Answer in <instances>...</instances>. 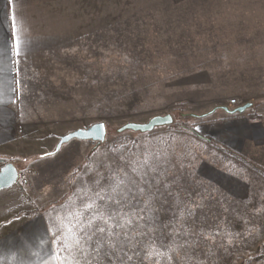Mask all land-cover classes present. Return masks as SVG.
<instances>
[{
	"label": "rangeland",
	"instance_id": "1",
	"mask_svg": "<svg viewBox=\"0 0 264 264\" xmlns=\"http://www.w3.org/2000/svg\"><path fill=\"white\" fill-rule=\"evenodd\" d=\"M170 1L109 0L108 29L78 41L76 55L70 53V58L66 55L69 59L66 65L70 68L64 65L61 69L48 70L72 81L68 130H62L63 126L58 132L56 126L43 124L40 118L30 115L34 109H31L32 102H27L28 126L21 133L22 145L10 150L9 155H0V168L6 161H12L21 173L18 183L0 189L5 192L0 200V215L45 210L55 247L61 249V264H105L104 260L100 262V257L108 260L110 256L118 264H144L145 261L157 264L160 256L156 258L155 246L142 244L153 239L147 235L148 227L153 228L157 223L144 219L147 216L144 217V211H134L138 207L129 209L132 218L121 212L115 215L114 219L120 221V233L106 234L104 240L116 247L113 253L93 254L88 246L84 250L86 254H82L81 246L97 238L91 231L97 223L92 220L93 212L82 213L88 206L86 203L80 204L73 196H67L81 184L85 185V180H95L101 170L117 163L122 150L105 144L93 150L92 141L72 139L58 152H51L61 135L95 121L118 126L129 121L146 122L153 115L166 113H174L179 125L172 129L158 126L149 131V136L130 132L124 137H135L138 140L134 144L140 147L157 137L164 136L166 140L174 134L180 160L191 158L192 150L196 153L194 158L205 159L199 163L198 170L210 183L198 188L195 203L183 210L179 223L193 226L196 213L205 218L198 221L202 226L198 236L204 226H215L218 232L213 237V243L217 244L214 250H220L214 256L220 257V263L264 264V146L245 149L247 152L243 153L261 169L238 163L235 174L220 169L214 174L212 165L218 151L183 128L187 125L201 129L215 117V111L220 109L213 110L217 104L237 107L230 103L233 98L238 106L252 102L244 112L261 114L264 124V53H257L256 49L246 52L245 38L232 36L255 28L252 26L259 23L257 19L260 22L264 19V0H239L237 3L241 6L235 5L236 0H194L193 5L187 0L181 6ZM235 8L246 9L251 17L246 21L234 19ZM144 51L148 58H144ZM61 57L63 60L65 53ZM203 69L210 72L214 81L204 85L191 82L195 79L193 75ZM115 98L119 101L130 98L129 105H133L123 108L113 102ZM181 113L195 116L183 118ZM117 139L115 134L107 137L109 142ZM131 145L126 144L127 150ZM4 205L9 206L8 211L2 209ZM125 208L120 206L121 211ZM107 209L104 206L102 211L105 216ZM129 218L130 222H125ZM162 227L167 228L168 224ZM204 238L200 237V243ZM222 248L227 249L222 251ZM203 251V248L199 250V257L203 258Z\"/></svg>",
	"mask_w": 264,
	"mask_h": 264
},
{
	"label": "crops",
	"instance_id": "2",
	"mask_svg": "<svg viewBox=\"0 0 264 264\" xmlns=\"http://www.w3.org/2000/svg\"><path fill=\"white\" fill-rule=\"evenodd\" d=\"M171 1L177 6L188 3ZM237 2L235 5L241 6ZM108 5L109 0H0V155H9L10 150L22 145L21 133L28 126L27 102H32L34 109L30 115L40 118L43 124L56 126L58 132L63 126L62 130H68L72 81L48 70L66 67V55L77 53L78 41L108 29ZM235 10L234 19L246 21L251 17L246 9ZM257 20L259 23L252 26L255 28L232 35L245 38L246 52L256 49L264 53V19ZM194 76L191 82L199 85L214 81L205 69ZM222 110L215 111V117L203 124L201 132L240 153L264 146L261 116L256 118L255 111L223 110L227 116ZM0 193L1 200L5 192ZM3 208L8 211L9 206ZM43 212L39 209L0 215V264H61Z\"/></svg>",
	"mask_w": 264,
	"mask_h": 264
},
{
	"label": "trees",
	"instance_id": "3",
	"mask_svg": "<svg viewBox=\"0 0 264 264\" xmlns=\"http://www.w3.org/2000/svg\"><path fill=\"white\" fill-rule=\"evenodd\" d=\"M141 58L136 59L139 60ZM144 58H148L147 51H144ZM110 70L115 71L113 69ZM113 74L115 73L113 72ZM125 87L130 89L133 88V86ZM145 93L147 94V89ZM120 99L121 101L116 98L112 100L123 108L133 105H129L130 98ZM224 105L225 104H217L213 109H222ZM171 114L174 118V122L166 125L168 129H172L179 125V122L175 121V114ZM184 116L193 117L195 114L181 113L180 117L184 118ZM260 116L261 114L255 113L256 118ZM106 124L107 137L115 134V137L118 136V139L112 142L106 139L101 145L105 144L109 147L121 149L122 152L120 151L121 155L119 156V161L117 163H111L106 169L101 170L97 174L95 180H93V178L85 180V185L84 183L81 184L78 190L77 188L72 190L69 196H67V198L73 196L80 204L86 203L88 206L91 205V207L86 206L83 208L84 211H82V213L84 214L86 211L93 212L92 220H95L97 223V226L95 225V227L91 229L94 234H97V238L95 237L96 240L93 239L89 244H83L81 246L83 250L82 254H86L84 250L87 249L88 246L91 247L93 254H102L105 256L113 253L112 251H115L116 247H112L105 241L100 242L97 229L105 228V236L109 233L112 236H117L120 233L118 230L120 221L114 219L115 215L121 212L131 217L130 214H132V211L129 209L131 207H138V209L134 211H144V217L147 215L144 219H149V221L157 223V226L153 225V228L148 227L150 233L147 235L152 236L153 239L142 243L147 246L152 243L153 246H155L153 248H155L156 258H158L157 255L160 256L158 260L156 259L157 264H219L220 262L218 261L220 257L214 256V253L220 250V248L214 250L217 244L213 243V239L216 238L215 236L218 232L215 226H204L205 229L201 231L198 236V232L202 229L198 221L205 218L197 216L195 213L197 211L196 209L193 210L195 213V223L193 226L189 225V227H186L179 223V220L182 218L181 213L183 210L186 209L188 205L195 203L193 200L197 197L198 188L203 183L207 184L209 182L206 177L200 175L198 170L199 163L205 159L197 160L194 158L196 153L192 150L191 158L182 160L183 158L180 157L182 158L180 160L178 154H176L178 148L173 140L174 134L170 135L166 140L163 138L164 136L157 137L148 144L144 142L142 146L137 147L134 143H137L138 139L135 137L126 138L124 136L130 132L136 135L149 136V134H151L149 131L141 132L131 129L119 131L118 128L123 124L118 126ZM183 128L189 129L193 136L197 137L200 141L214 146L215 150L218 151L219 154L214 159L213 163L215 167L212 165V173L215 174V172L217 173L220 169L229 174H235V168L238 166V163H249L255 169H261L259 166L251 163L243 153L221 143L214 137L203 134L201 129L189 128L187 125H183ZM126 144H132L128 150L125 147ZM94 149L95 147L93 146V150ZM220 166L224 167V169ZM20 178L21 173L18 182ZM215 186L212 187L215 189ZM217 188L220 187L217 186ZM214 191L216 192V190ZM61 201L63 202V200ZM123 205L126 207V211L125 209L124 211L120 210V206L124 207ZM104 206L108 207L105 212L106 216L102 212ZM95 213H97L96 216ZM102 214L104 215L103 218ZM131 218L125 222H130ZM143 223L144 222H142V224ZM162 224H168V227H162ZM202 236L205 238L203 239V243H200L199 239ZM123 247L125 248L124 245ZM201 248L205 250L203 251V258L199 257L200 254H198ZM58 249L59 247L57 246L56 253L59 257L61 253L59 251L61 249ZM226 249L227 248H222V251ZM105 250L108 252L107 254H105ZM77 251L81 253L79 248H77ZM164 252H166V254H163ZM102 260L106 261L105 264H118L116 258H113V256L108 257V260L106 258L104 259V257H100V262H103ZM145 262L144 264H146ZM154 262L156 263V261L152 263ZM220 264L226 263L221 262Z\"/></svg>",
	"mask_w": 264,
	"mask_h": 264
},
{
	"label": "water",
	"instance_id": "4",
	"mask_svg": "<svg viewBox=\"0 0 264 264\" xmlns=\"http://www.w3.org/2000/svg\"><path fill=\"white\" fill-rule=\"evenodd\" d=\"M252 106V102L244 103L235 108L222 106L228 113L244 112ZM214 110V109H213ZM174 122L171 113L156 114L146 122L129 121L118 128L119 131L131 129L134 131L148 132L154 130L158 126L169 125ZM72 139L90 140L94 143V147L100 146L107 139V124L105 121H96L86 127H80L71 130L60 136L55 149L51 153L58 152L61 147ZM20 171L12 161L6 162L0 168V189L7 188L16 184L19 180Z\"/></svg>",
	"mask_w": 264,
	"mask_h": 264
},
{
	"label": "snow or ice",
	"instance_id": "5",
	"mask_svg": "<svg viewBox=\"0 0 264 264\" xmlns=\"http://www.w3.org/2000/svg\"><path fill=\"white\" fill-rule=\"evenodd\" d=\"M17 55H19V48H17ZM123 203V202H121ZM88 207H91V205H89ZM103 218V217H102ZM105 228H98V233H99V240L100 241H104L107 237L105 236ZM117 243H119V240L117 238Z\"/></svg>",
	"mask_w": 264,
	"mask_h": 264
},
{
	"label": "built area",
	"instance_id": "6",
	"mask_svg": "<svg viewBox=\"0 0 264 264\" xmlns=\"http://www.w3.org/2000/svg\"><path fill=\"white\" fill-rule=\"evenodd\" d=\"M230 103H231L232 106H238L239 105L235 98L231 99Z\"/></svg>",
	"mask_w": 264,
	"mask_h": 264
}]
</instances>
